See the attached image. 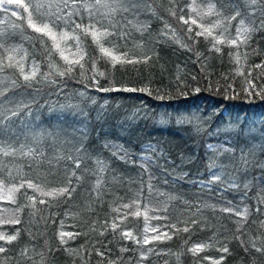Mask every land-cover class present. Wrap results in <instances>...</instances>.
<instances>
[{"label":"trees","instance_id":"16d2710c","mask_svg":"<svg viewBox=\"0 0 264 264\" xmlns=\"http://www.w3.org/2000/svg\"><path fill=\"white\" fill-rule=\"evenodd\" d=\"M149 2L156 14L144 11L138 16L140 23L149 25L147 30L141 33L129 25L126 39L113 38L121 52L140 62L113 68L100 61L98 67L105 76L97 79L101 88H147L152 95L141 91H98L81 76L79 68L62 80L57 78V84L42 81L32 88H14L7 94L6 103L23 101L29 108L21 107L19 115L5 124L0 143L17 148L21 144L32 146L33 133L43 132L39 147L46 158L0 154V180L15 188L32 180L50 189L67 184L73 171L80 179H72L75 191L71 198L44 197L45 204L38 200L27 204L24 191L18 193L19 223L11 225L10 230L14 234L19 231V235L12 244L5 245L7 251L0 253V264H139L130 242L121 238L119 230L111 229L113 218L117 223L123 219L121 229L141 227V220L130 214L136 206L123 208L137 199L141 200V212L145 203L161 208L167 204V211L159 212L168 217L162 223L177 224L180 229H167L172 238L162 242L163 253L149 264H200L205 256L217 255L223 257L221 264H264V254L250 246L253 238L261 245L260 237H264V167L257 164H264V151L260 150L264 146V99L255 95V91L264 88V68H254L264 63V29L255 31L248 44L239 47L237 64L236 48L222 45L221 51L216 52L210 38H196L194 32L190 38L187 26L170 14V0ZM215 2L224 16L238 6L241 18L255 22L257 27L264 18V5L259 3L248 6L243 0ZM180 6H184V0H180ZM253 10L255 15H250ZM0 21V29L12 33L7 43L22 45L29 53L28 65L36 59L41 72H47L43 47L36 39H25L26 35L35 38L40 34L27 28L26 19L22 22L11 12L0 11ZM165 22L175 29L177 39L172 38ZM21 23L25 32H13L11 26ZM235 23L230 29L232 36ZM145 55L150 57L147 62L143 61ZM55 59L63 64L58 55ZM13 71L9 69L6 74L12 75ZM247 79L256 85L253 95L243 91L248 87ZM196 88L200 89L198 93ZM80 92H85V96L81 97ZM161 95L165 98L158 99ZM61 105H79V109H61ZM161 113L171 114V119L161 124ZM177 116L201 117L202 131L196 132L192 124H178ZM80 126L87 129L85 135H81ZM35 127L39 132H35ZM65 141L69 142L67 147ZM253 141L259 142L255 148L250 147ZM81 144L85 151L79 169L73 161L57 159L61 151L67 156L70 148ZM149 144L157 145L162 152L147 162L146 171L141 156L151 155L145 152ZM120 146L128 153L126 159L112 154ZM224 148L234 149L235 155L224 152ZM241 149L255 152L254 158L249 157L252 163L247 168L239 161ZM72 155L75 156L74 151ZM97 159L107 165L105 171L99 170ZM213 161L223 166L224 177L219 182L200 184L201 180L207 181ZM150 178L151 196L147 187ZM225 179L235 180L239 187L224 186ZM226 207L247 208L248 216L245 219L222 211ZM193 219L197 224H191ZM105 221L107 228L103 226ZM185 226L190 227L187 233L182 230ZM60 228L79 235L61 243ZM196 243L210 247L194 256L187 249ZM245 244L249 245L247 251ZM223 246L229 248L228 253L218 250ZM25 248L27 255H20Z\"/></svg>","mask_w":264,"mask_h":264},{"label":"snow or ice","instance_id":"6c2138e0","mask_svg":"<svg viewBox=\"0 0 264 264\" xmlns=\"http://www.w3.org/2000/svg\"><path fill=\"white\" fill-rule=\"evenodd\" d=\"M243 3L248 6H255L258 3L264 5V0H243ZM171 7L169 8L170 14L177 18L179 22L187 26V33L189 37L194 35L196 38L203 36L206 40H209L212 44V50L216 52L221 51L222 45H228L237 49L236 62L239 64L240 54L239 47L246 46L250 40L252 34L259 29H264V18L261 19L259 27L253 23H247L244 18H241V9L237 6L235 11L228 16H224L222 11L217 8L215 0H191L189 4L188 0H184V6H180V0H170ZM15 6L10 7V6ZM22 10V11H21ZM0 11L5 13L11 12L12 16L17 17L22 22L26 19L27 28L31 29L32 32L40 34L38 37H32L31 35H26L25 39L32 41L34 39L38 40L43 47V52L41 53L46 57L47 60V72H41V64L32 59L30 66L27 63L29 53L22 46L18 44H8L7 40L12 33L7 32L4 29H0V131L3 130L5 124L13 117L19 115L21 107L27 109L29 105L23 101L17 103L16 101L7 100V94L14 88L27 87L32 88L35 84L41 83H51L57 84L58 79L62 80L65 77L70 76L77 68L80 69L81 76L84 77L86 81H91V85H94L98 91H126L135 92L141 91L146 92L148 95H152V92L147 88H131V87H105L101 88L99 80L97 77H104L105 72L101 71L98 67L100 61L110 63L113 68L117 65L133 64L139 63L140 59L128 58L127 52H121L116 43L113 42V38L116 39H126L129 35V25L136 27L137 31L143 33L147 30L149 25L147 23H140L138 16L141 12L151 11L155 15V8L149 2V0H0ZM26 14V16H25ZM250 15H255L254 10L250 12ZM215 18V19H212ZM233 22H236L235 36L233 37L230 29L233 27ZM3 23V21H0ZM13 32L19 29L21 34L25 32L23 23L13 24ZM165 28H168L172 32V38L177 39L175 29H172L170 25L165 22ZM198 29V30H197ZM167 35V33H164ZM47 38V39H45ZM90 38L91 43H88ZM49 41L50 46H49ZM68 53V54H66ZM59 56V60L63 61L60 64L55 57ZM231 55V54H230ZM150 59L147 55L143 57V61L147 62ZM90 65V67H89ZM254 68L261 69L264 68V63L254 65ZM14 70L12 75H8L7 70ZM91 73L88 76L87 73ZM18 73V75H17ZM244 75V73H239ZM250 76L251 73L249 72ZM6 81H10L6 84ZM22 81V82H21ZM248 87H245L243 91L248 95H253V90L256 89V85L253 83L252 79H247L246 81ZM90 85L86 84V87ZM231 87V85H229ZM200 89L196 88L195 92H199ZM186 94V93H185ZM81 97L85 96V92H80ZM255 95L261 96L264 99V88L255 91ZM158 99H164L163 95L158 96ZM95 103V101H93ZM67 107L68 109H79V105H61V109ZM82 112V110H81ZM171 119V114L161 113L159 116V122L161 124L167 123ZM178 124H192L195 127L196 132H200L203 129V121L199 116H177ZM87 129H81V135L86 134ZM211 134V133H210ZM44 133H33L32 140L33 145L28 146L21 144L19 148L11 145L0 143V154L4 157H39L41 160L45 159L44 151L39 147L41 141L44 139ZM52 135V133H48ZM55 142V141H54ZM68 141H65V147L68 146ZM108 147V145H106ZM261 151H264V146L261 147ZM72 151L75 152V156L72 155ZM85 151L83 144L80 147L70 148L67 156L64 155L63 151L57 157V159H67L73 161L75 168L79 169L82 164L81 154ZM159 149L154 145H147L145 147V152L151 153V155L141 156V160L145 162L142 166L145 167L147 171V162L152 161ZM224 152H231L235 155L234 149L224 148ZM120 152L124 154L121 156ZM114 156H119L120 159H126L128 153L124 151L123 146H120L118 151H113ZM255 152L250 150L245 153L243 149L240 151L239 161L244 165L245 168L252 163ZM135 161H133L134 163ZM257 164L260 167H264V164ZM96 165L101 172L105 171L107 165L104 164L100 159L96 160ZM218 165L213 161L209 164V169H215ZM224 173L222 171H217L212 173L211 180L208 184L214 182H219L222 180ZM73 177L78 181L80 179L76 172L73 171L68 177L67 184L59 187H52L46 189L40 184L34 183L32 180H27L26 185L28 189H32L33 192H38L41 196L50 197L52 200H56L61 197L71 198L75 188L72 184ZM97 187H99L101 180L97 179ZM4 181L0 180V188H3ZM228 186L230 188H238L239 185L235 180L228 181ZM24 187V183L20 185V188ZM149 196L153 193V186L151 183V178L147 185ZM247 187V185H245ZM15 187L10 188L9 192L17 191ZM143 188H141L140 197L143 198ZM163 195V194H161ZM28 200L35 201L37 199L34 195H28ZM172 199V197H169ZM261 202H264L262 199ZM40 204H45L46 201L43 199L39 200ZM134 204L137 208L136 211L130 214L135 217H140L142 212L139 210L141 208V200H133L131 204H124L123 208L130 209L131 205ZM35 207V205H32ZM166 212L167 204L162 208H156L155 206H150L149 204H143V216L145 227L143 232L146 234L149 231L154 233L152 236L144 235L142 239L143 245H150L153 241H161L162 239H171L169 231L167 229H174L179 231L177 224H165L163 226L149 227V220H168L166 215H155L149 216V212ZM222 211L227 213H233L236 216L247 218L248 209L237 210L232 207L223 208ZM257 212L260 211L259 208L256 209ZM9 223H19V219H12L8 221ZM117 223L116 218H113L111 223V229L113 232L120 231L121 238L131 240L137 244L141 243V239L138 235L134 233L133 230L123 228L121 229V224ZM192 225L197 224V221L193 219L191 221ZM264 225V221H261ZM105 228L108 227V221L104 222ZM163 229V230H162ZM185 233L190 231V227L185 226L182 229ZM241 231V229H238ZM103 234V233H101ZM19 231L16 234L8 235L4 232H0V241H4L5 245H10L17 239ZM75 235L71 232L61 231L59 236L61 238V243H66L63 239L64 237L75 238ZM262 243L261 245L256 244V239L253 238L250 241V246L255 252L264 254V237H260ZM243 244V240H241ZM210 244L196 243L192 247L188 248L187 251L191 252L194 256L204 251ZM245 250L249 249V245H244ZM124 249H122L123 251ZM223 253H228L229 248L227 246L220 247L218 249ZM7 251L5 246H0V253ZM152 248L148 249L151 252ZM100 254V253H98ZM20 255H27V249H23ZM146 255L141 252V259H145ZM41 259L43 260V255L41 254ZM205 260H210L211 264H221L223 257L219 259H214L212 257H204Z\"/></svg>","mask_w":264,"mask_h":264},{"label":"rangeland","instance_id":"374dc122","mask_svg":"<svg viewBox=\"0 0 264 264\" xmlns=\"http://www.w3.org/2000/svg\"><path fill=\"white\" fill-rule=\"evenodd\" d=\"M10 7H15L10 6ZM247 23H249L248 21H246ZM235 36V33L233 34V37ZM68 54V53H66ZM82 128V126H80V129ZM35 132H39L37 127H35ZM54 137H52L53 139ZM256 143V144H255ZM259 144V142L257 141H253L251 142V148L253 146V148L257 147ZM154 146L157 147V145L153 144ZM158 148V147H157ZM159 149V148H158ZM162 151L159 149L158 153H161ZM217 171H223V166L219 165L217 168L215 169H211L209 171V175L211 176L212 173L217 172ZM200 184H208V181L205 180H201ZM13 188L12 185L4 183L3 184V188H0V232H4L5 234L8 235H12L14 233H12V231L10 230V226L11 225H15L13 223H9L8 221L12 220V219H19L20 218V210L19 207L17 205V196L18 193L20 191H24V195H25V199L27 201V204H32V200H28L27 196L28 195H34L37 197V199L35 201H39L40 199H44L45 196H41L38 192H33L32 189H28L26 183L24 184L23 188H20V185L18 187H16V189H18L17 191H13V192H9V189ZM49 198V197H48ZM156 208H161L158 205L155 206ZM137 208L133 209V212L136 211ZM155 215H160L159 212H149V216H155ZM134 219H140L141 220V227H129L127 229L133 230L135 234L138 235V238L141 239V243L137 244L131 240H128L130 242V244L132 245L135 254L137 256V258L139 259L138 262L139 264H149L150 261H154L155 257H158L161 253H163V249L160 247L162 245V242L167 240V239H162L161 241H153L152 244L150 245H143L142 243V239L144 235H148L149 237L154 235V233H152L151 231H149L148 233H144L143 229L145 227L144 224V216H143V211H142V215L140 217H135ZM17 224V223H16ZM149 227H157V226H163L164 224L162 223V219L161 220H155V219H151L148 222ZM163 230V229H162ZM61 231L64 232H70L69 230L65 229V228H60L59 229V233ZM72 233V232H71ZM68 237H64L63 239L66 240ZM0 246H5V242L4 241H0ZM192 247V246H191ZM152 248L151 252H148V249ZM141 252H144L146 255L145 259H141ZM207 257H212L214 259H219L220 255L217 256H207ZM149 262V263H148ZM200 264H211L210 260H205Z\"/></svg>","mask_w":264,"mask_h":264}]
</instances>
